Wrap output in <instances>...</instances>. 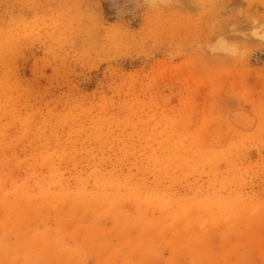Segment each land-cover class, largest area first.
I'll return each mask as SVG.
<instances>
[{
  "label": "rangeland",
  "instance_id": "rangeland-1",
  "mask_svg": "<svg viewBox=\"0 0 264 264\" xmlns=\"http://www.w3.org/2000/svg\"><path fill=\"white\" fill-rule=\"evenodd\" d=\"M0 264H264V0H0Z\"/></svg>",
  "mask_w": 264,
  "mask_h": 264
}]
</instances>
